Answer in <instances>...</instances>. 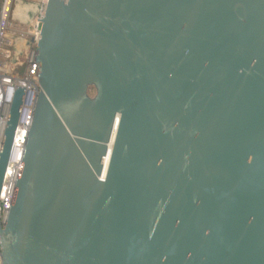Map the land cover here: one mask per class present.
Returning a JSON list of instances; mask_svg holds the SVG:
<instances>
[{"label":"water","instance_id":"1","mask_svg":"<svg viewBox=\"0 0 264 264\" xmlns=\"http://www.w3.org/2000/svg\"><path fill=\"white\" fill-rule=\"evenodd\" d=\"M42 22L4 264H264V0H49Z\"/></svg>","mask_w":264,"mask_h":264},{"label":"built area","instance_id":"2","mask_svg":"<svg viewBox=\"0 0 264 264\" xmlns=\"http://www.w3.org/2000/svg\"><path fill=\"white\" fill-rule=\"evenodd\" d=\"M15 1L0 0V153L10 107L18 87L25 88L26 97L19 114L0 197V223L2 225L6 223L9 215L33 113L40 93L37 63L34 59L42 31V20L49 3V0H38L37 11L27 30L25 23L12 18ZM18 39L22 40V43L16 46ZM27 42H32L29 47H26ZM0 264H4L1 246Z\"/></svg>","mask_w":264,"mask_h":264},{"label":"rangeland","instance_id":"3","mask_svg":"<svg viewBox=\"0 0 264 264\" xmlns=\"http://www.w3.org/2000/svg\"><path fill=\"white\" fill-rule=\"evenodd\" d=\"M24 4H26V5H29V6H32V5H36L37 4V2H38V0H21ZM33 18H34V15H30L29 16V21L25 24V26H27V30H28V28L30 27V25H31V21L33 20ZM22 56V55H21ZM92 96H94V94H95V92L93 91V92H91L90 93Z\"/></svg>","mask_w":264,"mask_h":264},{"label":"bare ground","instance_id":"4","mask_svg":"<svg viewBox=\"0 0 264 264\" xmlns=\"http://www.w3.org/2000/svg\"><path fill=\"white\" fill-rule=\"evenodd\" d=\"M31 6L29 5H24V4H21L18 6V10L20 12V15L22 16V18H24L25 20L29 19V12L31 11Z\"/></svg>","mask_w":264,"mask_h":264},{"label":"flooded vegetation","instance_id":"5","mask_svg":"<svg viewBox=\"0 0 264 264\" xmlns=\"http://www.w3.org/2000/svg\"><path fill=\"white\" fill-rule=\"evenodd\" d=\"M28 15L30 16V15H33V14H32V12L30 11Z\"/></svg>","mask_w":264,"mask_h":264}]
</instances>
